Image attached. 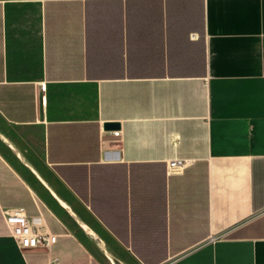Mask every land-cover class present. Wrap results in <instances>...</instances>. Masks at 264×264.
<instances>
[{"label":"crops","instance_id":"crops-1","mask_svg":"<svg viewBox=\"0 0 264 264\" xmlns=\"http://www.w3.org/2000/svg\"><path fill=\"white\" fill-rule=\"evenodd\" d=\"M0 264H264V0H0Z\"/></svg>","mask_w":264,"mask_h":264},{"label":"built area","instance_id":"built-area-1","mask_svg":"<svg viewBox=\"0 0 264 264\" xmlns=\"http://www.w3.org/2000/svg\"><path fill=\"white\" fill-rule=\"evenodd\" d=\"M170 171H182L189 164L190 161L183 159H175L169 163ZM7 222L11 228V233L14 238H16L19 244L24 248L36 247L39 244L40 235L32 225L31 219L25 217L24 215L17 214H6ZM49 239L50 242L56 240V236L48 235L44 238V241Z\"/></svg>","mask_w":264,"mask_h":264},{"label":"water","instance_id":"water-1","mask_svg":"<svg viewBox=\"0 0 264 264\" xmlns=\"http://www.w3.org/2000/svg\"><path fill=\"white\" fill-rule=\"evenodd\" d=\"M119 124H117V123H110V124H107L106 125V128L107 129H112V130H114V129H118L119 128Z\"/></svg>","mask_w":264,"mask_h":264}]
</instances>
